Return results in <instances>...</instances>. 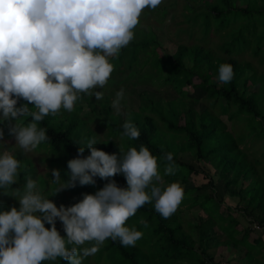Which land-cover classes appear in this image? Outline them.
<instances>
[{"label": "clouds", "instance_id": "clouds-1", "mask_svg": "<svg viewBox=\"0 0 264 264\" xmlns=\"http://www.w3.org/2000/svg\"><path fill=\"white\" fill-rule=\"evenodd\" d=\"M162 0H0V121L24 154L47 142L48 129L39 124L61 110L72 112L83 95L104 97L103 91L117 57L135 38L144 9H156ZM234 78L233 65L218 67L217 81L228 84ZM125 91L115 93L112 107L121 111ZM23 101L24 103H20ZM31 105V106H30ZM34 109V110H32ZM24 118H30L21 123ZM14 122V123H13ZM121 137L136 140L138 127L126 119ZM80 143L79 156L70 159L61 179L51 170L55 194L81 186L95 185L94 177L108 182L95 194H84L72 206L57 205L32 175L18 185L21 160L10 150L0 129V191L12 194L19 208L0 210V264H84L95 256L106 240L123 247H135L144 233L127 221L145 204L153 203L161 217L170 218L182 203L185 192L180 182L165 184L158 160L166 162L164 175L176 170L174 154H152L143 144L130 146L120 154L96 147L95 136ZM87 148L90 155L83 156ZM48 170V169H47ZM123 175L126 187L117 185ZM53 196V195H52ZM57 219L66 233L56 228ZM50 227H45V224ZM144 223L146 228L147 222Z\"/></svg>", "mask_w": 264, "mask_h": 264}, {"label": "trees", "instance_id": "trees-1", "mask_svg": "<svg viewBox=\"0 0 264 264\" xmlns=\"http://www.w3.org/2000/svg\"><path fill=\"white\" fill-rule=\"evenodd\" d=\"M239 1H243V3ZM170 6H173V4L160 7V10H158L160 12H156L157 8L154 10L148 9L152 11V14H155V17L164 18L168 14ZM184 8L188 13L185 15V21L189 23V34L191 33L190 29L193 30L194 25L197 23L203 38L208 36L210 30L221 35L222 43L217 47L219 54L206 48L202 43L201 45H191V47L190 45L177 44L174 53H166L163 60L156 52L151 49L148 50L151 42L144 41L131 42V52L126 53L127 47H125L117 57L110 59L118 58V64L126 60L127 69L130 70L133 68V64L139 62L140 58L143 62L140 69L151 61V66L149 64L150 69L153 71L155 67L156 73L166 72L165 81L170 82L173 89H175L174 84L182 78L185 87L188 86L193 91H197L198 95L201 94V97L193 99L189 106L188 103L182 102L184 98L181 99L178 106L172 103L169 111L173 113L174 119L165 116L162 108L150 109L151 115L157 114L160 121L166 124L168 130L174 132L175 139L183 141V136L186 142L184 146L174 148L159 140L156 136L158 131L154 119L148 115H142L139 116V120L132 121L138 127L140 137L131 140L130 143L132 142L131 145L137 147V149L141 144L147 146L152 154L157 157H161L164 152L174 154L176 170L173 175L166 177L169 179H166L165 184L178 181L184 188L190 181L192 174H199L196 167L179 159V155L182 153L189 152L198 164L200 162L207 167L214 165L220 170V173L218 172L219 181L223 182L227 195L238 200L234 204L235 207H232L233 210L241 212L251 227L257 226L264 229V169H260L258 166L260 160L249 157L246 151L249 152L253 149L254 140L244 142V137L234 136L233 130L229 129L223 121V118H226L231 123L236 116L251 114L255 122L261 123V128L256 131L253 130L252 134L260 133L255 134V140H264V134H261L264 133V104L258 100L256 101L255 98L256 94L264 96V71L257 76L256 71H254L256 68L252 62L240 59L241 56L249 54L252 58L257 59L260 65L264 66V51H262L264 49V32H261L264 31V21L261 23L254 22L250 25L247 20V17L251 15L258 14L261 16L264 13V0H258V4H252L251 0H184ZM237 21H240L239 25L236 24ZM159 24L162 29L165 27V23L161 22ZM151 30L156 33L154 29L151 28ZM153 59L154 67L152 68ZM158 63H162V69H158ZM222 63L233 65L234 78L228 84H219L217 81L218 67ZM114 74L115 70L111 75ZM240 77L241 79H239ZM132 82L140 84L136 79H133ZM253 85L258 88L252 87ZM258 90L259 92H257ZM200 101L207 104V108L202 111L197 110ZM143 102V100H140L141 104L138 109L146 107ZM20 103L24 102L20 101ZM99 104H101V108L99 109L100 112H97L98 114L95 113L94 106L89 104L94 116L103 115L102 124L105 125L106 123L108 125V121H110L109 128L111 131L121 133V124L116 120L117 116L115 117L111 112L110 106L104 103ZM184 108L187 109L184 110ZM110 115L111 118L108 120ZM76 117L79 119L77 114ZM181 117H184V122ZM28 119L30 118H24L21 123L27 122ZM0 125L6 126L5 124ZM39 126L48 129L49 140L41 143L37 150L44 151L43 147L48 150V158L51 156L53 162L51 168L59 166L61 168L60 175L63 180H66V173L69 171L68 161L77 158L79 147H84V144L80 143L82 134L79 131L72 136L73 131L76 132L77 129L75 122L67 127H54L50 119L45 117ZM97 141V145H99L101 142L98 139ZM247 143L250 146H247ZM123 144L126 143L117 144L111 138H108V142L104 141L97 148L109 154L119 155L120 149L127 151L126 146L122 147ZM88 155H90V151L85 148L83 156L87 157ZM48 158H45V160L47 161ZM158 163L160 166H166V162L162 159L158 160ZM207 170L209 169L207 168ZM201 171L205 172V169L202 168ZM203 174L207 178V182L199 186L184 188V199L170 218L161 217L155 211L154 204L148 203L138 209L136 214L127 221L129 226L132 224L136 226L143 224L142 226H144L142 222H147V225L153 223L152 233L156 236V240L155 243L152 242L154 243L152 249L156 251L157 246L162 242V247L157 254L162 259H172L174 264H218L209 253L211 249L222 244L233 246V250L241 247L234 243L233 237L228 235V230L220 227L221 225L225 227L223 221L228 216L226 218L222 217L221 221L218 222L213 218L215 214L210 217L212 210L209 204H212V207L215 208L221 205L227 209L230 207L223 205V199L217 193L216 183H214L211 175L209 173ZM94 179L96 180L95 185L81 186L77 182L76 186L70 189L76 190L83 197L84 194H95L108 182L99 177H94ZM111 179H114L120 187L127 186L123 175H116ZM19 186L13 185V187ZM224 207L221 209V214L226 216L227 212L223 211ZM193 208L199 209L206 215V218L196 215L197 239H194L190 231L184 229L182 222L179 220V214L183 209L190 210ZM187 225L192 226L191 223ZM61 229L63 230V228ZM137 229L141 231L140 228ZM217 231L225 233L226 242L213 241L214 236L219 234ZM250 232V228L243 229L242 236L250 235ZM261 240L262 237L258 236L253 239V242L259 245ZM108 241L129 264H151L148 252L145 253L144 247L138 244L135 247H123L118 241L114 242L111 239H108ZM262 248H264V245ZM244 251L245 255L254 260L252 254L246 252L245 249Z\"/></svg>", "mask_w": 264, "mask_h": 264}, {"label": "rangeland", "instance_id": "rangeland-1", "mask_svg": "<svg viewBox=\"0 0 264 264\" xmlns=\"http://www.w3.org/2000/svg\"><path fill=\"white\" fill-rule=\"evenodd\" d=\"M239 2L243 3V1ZM251 2L252 4H258V0H251ZM170 4H173V6H170L168 8V14L164 18H160V16L155 17V14H152L151 10L150 14L148 8L144 9L140 17V23L134 30L135 38L132 42H151L148 47V50L151 49L153 52H156L158 55H160L163 60L165 59L166 53H174L177 44H184L187 46L190 45L191 47V45H201L202 43V45L206 48H209L210 50L216 52V54H219L217 47L222 43L221 35L219 33L210 30L208 36L206 38H203V35L197 23L196 25H194L193 30L190 29L191 35L188 33L189 23L185 21V15H187L188 13L184 8V0H162V3L157 7L156 12H160L158 11L160 10V7ZM247 20L250 25L254 22L261 23L262 21H264V13L261 14V16L258 14L251 15L247 17ZM158 22L165 23V27L162 29V26ZM236 24L239 25L240 21H237ZM151 28L154 29L156 33H154ZM131 49V44H129L126 49V53L131 52ZM262 51H264V49H262ZM248 55L249 54H245L241 56V58H239L251 61L253 66H255L256 68L254 69V71H256L257 76L261 75V72L264 71V66L260 65L257 59L252 58L250 55L249 57ZM110 62H112L115 66V74L111 75V78L109 79L104 89H96L97 91L104 92L103 99L97 101L95 96L91 97L88 95H83L82 99L76 102L74 110L72 112H67L62 109L61 112L56 116H47L50 119L51 124L54 127H67L75 122V124H77V129L76 132L75 130L73 131L72 136H74L79 131L82 134V140L86 137L95 136L96 139L101 142L99 145H96V147L101 146L104 141L108 142V138H111L117 144H122L123 142H125L126 144H123L124 146L122 145V147L126 146L128 149L129 146H132V142L130 143L131 140L128 137H121L120 133L118 132L111 131V129L109 128L110 121H108V125L106 123L105 125L102 124L104 118L103 115H98V117H96L91 112V107L89 106V104L94 106V111L96 114H98L100 112L99 109L101 108V104L99 103H104L110 106L111 112L115 115V117L117 116L116 120L119 122V124L122 125L126 119L135 121L136 119H140L139 116L148 115L154 119V123L158 131L156 136L159 138V140H162L164 143H167L170 146H173L174 148L178 146H184L186 142L184 137L182 136L183 141H181L180 139H175L173 136L174 132L168 130L166 124L160 121L157 114L151 115L150 109L152 110L156 108H162V111L164 112L165 116H167L169 119H174L173 113L169 111L170 105L172 103L178 106L181 99L184 98L182 102L185 104L188 103L189 106L191 104V101L197 97H201V94L198 95L197 91H193L188 86L185 87V83L183 82L182 78L174 84L175 89H173V85L170 82L165 81V77L167 75L166 72L162 71L156 73V68L153 65L154 59L152 60V68L154 67L153 71L149 67V64L151 66V61L146 64L145 67L140 69L141 64L143 63L141 58L139 59L138 63L132 65L133 68H131V70L127 69L126 60L118 64L119 59L115 58L110 59ZM186 65L188 64L186 63ZM157 66L158 69H162L163 67L162 63H158ZM133 79L139 81L140 84H137V82H132ZM239 79H241V77ZM252 87H256V85H253ZM121 88L124 89L125 96L124 100L122 101L121 111L117 112L112 107V101L114 99L115 93ZM257 92H259V90ZM255 98L256 101L258 100L259 102H262L264 104L263 95L256 94ZM140 100L144 101V106H146L144 109H138L141 104ZM200 103H198L199 105L197 107V110L202 111L203 109L207 108V104L205 102L200 101ZM186 109L184 108V110ZM132 110L134 112H130ZM76 114L78 115L80 120L77 119ZM110 118L111 115L108 116V120H110ZM23 120L24 119L19 122H22ZM181 120L184 122V117H181ZM223 121L224 123H226L229 129L233 130L232 133L234 136L244 137V142L254 140L253 149L249 150V152L248 150L246 151L249 157H253L260 160V164L258 166L260 167V169H264V140H255V134L260 133L252 134L253 130L256 131L261 128V123L259 124L258 122H255L251 114H245L244 116L240 117L236 116L231 121V123L228 122L226 118H223ZM0 129H3L4 131V140L9 142L10 150L14 152V154L17 156L18 159L21 160L22 163L20 175L17 177L19 183L18 185L22 187L23 184L26 183V181L24 180V176L27 173L32 175L34 179H37L39 187L49 196H51L49 198L53 200L57 207H60L61 205H64L65 207L72 206L83 199V197L78 194L79 192H77L76 190L73 191L70 188L62 190L59 193L55 194V189L58 187V185L50 183V179H52L51 170L58 169L61 173V168L59 166L51 168V166L53 165V162L51 161L52 157L50 156L48 158L49 152L45 147H43L44 151L36 149L32 153L24 154L21 150L14 146L15 139L14 137L8 135L7 125H0ZM83 132L87 134H84ZM247 146H250V144L247 143ZM0 148H2V145H0ZM45 158H48L47 161L45 160ZM179 159L185 163L193 165L199 172V174L191 175L190 181L188 182L187 186L185 185L184 188H190L191 186L196 185L199 186L202 183H206L207 178L204 177L203 173H209L214 183H216L217 193L219 194V196L222 197L224 202L223 205H227L230 207L227 209L226 207L222 205L220 206L218 204L220 207L215 208L212 207V204H209L212 210V215H210V217H213V214H215V217L213 218L218 222L221 221L222 217L226 218L228 216V218L223 221V223L225 222V227H223L222 225L220 227H222L224 230H228V235L233 237L232 239L234 240V243L241 247H238L233 250V246L229 244H222L221 246L211 249L209 253L215 258V261L219 264H223L226 262H229L230 264H264V259L262 260L259 258L261 252L263 251L262 246L264 245V229L258 228L257 226L251 227L247 223L246 218L241 214V212H235L233 210L234 208L232 207H235L234 204L237 203L238 200L227 195L228 193L226 192L223 186V182L221 183L219 181L218 172L220 173V170L217 169L214 165L209 164L210 167H207L200 162L198 164L189 152L180 154ZM206 167L209 170H207ZM164 168V166L159 165V171L162 175L163 182H165L166 179H169L166 178L169 175H164ZM202 168L205 169V172L201 171ZM61 179H63L62 176ZM238 188L239 186L237 187V189ZM11 194V191H8V195H5L2 191H0V210H10L12 206H16L17 208H19L18 201L15 198L9 196ZM222 207H224L223 211L227 212V215L226 213H224V215L226 216H223V214H221ZM196 215H201L203 218H206V215L203 214V212H201L199 209L194 208L190 210L183 209V211H181V213L179 214L180 219L178 218L182 222L184 229L192 233L194 239H197L198 237V232L195 225ZM188 223H191L192 226H188ZM142 225H134L136 228H140L141 231L144 233L143 238L137 241V244L145 248V253L148 252L151 264H158L159 262L160 264H174L172 259H162L160 255L157 254V252L162 247V242H160V245L157 246L156 251L155 249H152L156 240V236H154V234L152 233V230L154 229L153 223L148 224L146 228ZM45 227H50V225L46 223ZM56 228L62 236L66 235L64 230L61 229L63 228V225L58 219L56 221ZM246 228H250V235L248 234L246 236H242V230ZM218 233L219 234L217 236H214L215 238L213 239V241L226 242L225 233ZM258 236L262 237V240L259 245L253 242V239ZM153 241L154 243H152ZM244 249L246 250V252H249V254L253 255L254 260L243 256L245 254ZM227 259H229V261H227ZM55 263L67 264V262L64 261H58ZM45 264H49V262H45ZM84 264L129 263L119 254L117 249L112 247L109 244V241L106 240L101 250L95 256L88 257L84 261Z\"/></svg>", "mask_w": 264, "mask_h": 264}, {"label": "crops", "instance_id": "crops-1", "mask_svg": "<svg viewBox=\"0 0 264 264\" xmlns=\"http://www.w3.org/2000/svg\"><path fill=\"white\" fill-rule=\"evenodd\" d=\"M262 249H263V251L261 252V255H260L259 258L263 260V259H264V248H262ZM243 256L246 257V258L248 257V256L245 255V254H244ZM233 258H234V257H233ZM233 258H232V259H233ZM248 258H249V257H248ZM227 261H229V259H227ZM228 263H229V262H228ZM228 263L226 262V263H223V264H228ZM218 264H219V263H218ZM221 264H222V263H221ZM229 264H230V263H229ZM262 264H263V263H262Z\"/></svg>", "mask_w": 264, "mask_h": 264}]
</instances>
